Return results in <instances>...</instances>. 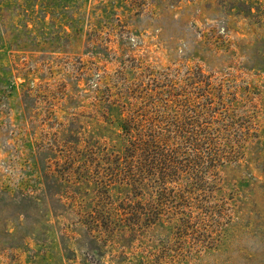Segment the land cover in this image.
<instances>
[{"label":"rangeland","instance_id":"1","mask_svg":"<svg viewBox=\"0 0 264 264\" xmlns=\"http://www.w3.org/2000/svg\"><path fill=\"white\" fill-rule=\"evenodd\" d=\"M0 264H264V0H0Z\"/></svg>","mask_w":264,"mask_h":264},{"label":"trees","instance_id":"2","mask_svg":"<svg viewBox=\"0 0 264 264\" xmlns=\"http://www.w3.org/2000/svg\"><path fill=\"white\" fill-rule=\"evenodd\" d=\"M171 100V96H169ZM165 109L168 107L165 106ZM207 110V109H206ZM123 134L125 136H130L132 130H135L134 127L131 126L129 121H125L122 124ZM153 132V129L150 128V133ZM140 138L129 139L128 144L125 145L123 158L127 161L133 159L136 155L140 157V164L137 166V171L141 174L142 178L145 180H149L150 183L154 184L157 189L168 183L169 179L179 171L174 164V158L171 157V151L168 148V141L162 139L161 135L156 136L154 138H150V140L144 135L143 131H140ZM161 139H160V138ZM161 145H164L165 148H160ZM195 148V147H194ZM193 148V152L195 155V160H198V149ZM132 165V164H130ZM133 167V166H129ZM188 173V172H186ZM143 179V180H144ZM196 180V178H194ZM157 197L160 200V194L157 191Z\"/></svg>","mask_w":264,"mask_h":264}]
</instances>
